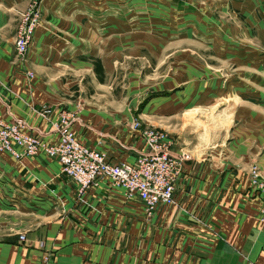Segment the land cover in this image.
Returning a JSON list of instances; mask_svg holds the SVG:
<instances>
[{
	"label": "crops",
	"instance_id": "crops-1",
	"mask_svg": "<svg viewBox=\"0 0 264 264\" xmlns=\"http://www.w3.org/2000/svg\"><path fill=\"white\" fill-rule=\"evenodd\" d=\"M34 1L0 0V116L53 143L52 122L79 110L77 137L114 162L144 151L128 124L138 116L166 128L190 159L176 202L147 216L109 177L79 197L57 160L5 153L0 210L8 199L45 198L48 182L62 208L49 219L39 208L25 229L8 222L0 264H40L47 251L52 264H264V0H41L20 60L17 27ZM132 63L141 77L128 74ZM131 75L137 92L169 89L167 106L129 111Z\"/></svg>",
	"mask_w": 264,
	"mask_h": 264
},
{
	"label": "built area",
	"instance_id": "built-area-1",
	"mask_svg": "<svg viewBox=\"0 0 264 264\" xmlns=\"http://www.w3.org/2000/svg\"><path fill=\"white\" fill-rule=\"evenodd\" d=\"M40 0H35L25 11L17 33L18 56L25 59L36 24L40 21ZM47 108H44L46 111ZM43 114V113H42ZM77 119L75 112H64L52 123L58 134L56 142H47L41 135L30 132L22 122L7 121L0 117V151H6L16 158L37 156L40 153L58 159L63 165V175L77 190L79 197L101 178L109 177L113 184L124 190L129 198H139L146 206L147 216H152L159 207L171 206L176 202L174 192L181 178L189 154H177L169 134L159 128L147 127L141 123L135 127L141 131L145 149L132 162H114L101 150L83 143L73 130ZM264 195V181L256 182ZM260 221L264 223V206ZM54 255L45 252L40 264H52Z\"/></svg>",
	"mask_w": 264,
	"mask_h": 264
},
{
	"label": "rangeland",
	"instance_id": "rangeland-1",
	"mask_svg": "<svg viewBox=\"0 0 264 264\" xmlns=\"http://www.w3.org/2000/svg\"><path fill=\"white\" fill-rule=\"evenodd\" d=\"M40 2H41V0H40ZM39 7H40V14H42V9H41L40 4H39ZM24 13L25 12H23L21 14V20H20V23L18 24V27H17L15 45H16V41H17V33H18L19 28H20V24H21L22 17H23ZM41 18H40V21H38V23L36 24V28L41 24ZM36 28H35V30H36ZM34 33H35V31H34ZM34 33H33L32 39L30 41V44L34 38ZM30 44L28 46V51H29ZM16 51H17V48H16ZM28 51H27V53H28ZM17 56H18V53H17ZM18 58L20 60H26V58L21 59L19 56H18ZM132 64L133 65L128 66V74H130V73L133 74L135 72L136 74H138V76L141 77L143 72L138 71V69L141 70V66L139 64H137V65H134V63H132ZM99 67H100V64L97 63L96 68L99 69ZM130 67L132 68V70H130L131 69ZM135 84H136V80L133 78V75H131V77H128L126 91H127V94L129 95L128 101H127V106H128L129 111L136 113V114L143 112L144 116L148 117L151 114V110H152L151 108H153V106H158L160 104H164L165 106H167L166 103H163V101L165 100V97L170 92L167 91L169 89H166L165 86H157L156 85L155 87H145V88L142 87L141 91L137 92ZM116 91H117V89H116ZM44 108H47L46 111L49 110L47 113H49L51 110L50 106H42L41 108H36V111L39 112L40 114L43 113V115H44V114H46V112L44 111ZM77 111H79V110H76V111L62 110L60 113V116L64 112H75L76 114H78ZM135 122L141 123L140 127L142 128V130L147 128V127H155V128H159V129L167 132L169 134L170 138L174 142V138H173L172 134H170L166 130V128H163V127H160L157 125H153V124H150L148 122L145 123L143 121V119H141L138 116L134 117L130 123L128 122V124L130 126L135 127ZM135 129H137L141 134V131L139 128L135 127ZM142 140H143V138H142ZM143 143H144V141H143ZM5 153L9 154L6 151H0V175L4 173L3 172L5 170L4 165L7 164L8 159L10 158V156H12L11 154H9L10 155L9 156ZM12 157L15 159H23L26 157L28 158V157H34V156H26V157H22V158H16L14 156H12ZM47 158L55 159L58 162H60L56 158H52L49 156H47ZM62 167H63V165H62ZM25 185L27 186V184H25ZM11 189H15V188L11 187ZM46 189H47L46 190L47 195L45 198H28V199L21 198V199H16V200L8 199L11 201L10 204L4 205V207L6 208L5 210H0V231H3L7 227L8 222H9V225L11 226V228H21L22 227L24 229L31 227L32 225L37 224L39 221V217L37 214L39 208L41 210L46 211V213H47L46 218H48V219L51 217V213L55 214L57 211H59L62 208L61 199L58 198V196L56 195L57 193L54 190H52L51 183H49V182L47 183ZM0 201L5 202L6 200H0ZM15 203H17V205L19 204V206L15 205ZM22 204H24V208L21 207ZM28 208L30 209L29 213L26 211V209H28ZM28 215L30 217H28ZM25 223H27V224H25ZM23 225H27L28 227L27 226L25 227Z\"/></svg>",
	"mask_w": 264,
	"mask_h": 264
},
{
	"label": "bare ground",
	"instance_id": "bare-ground-1",
	"mask_svg": "<svg viewBox=\"0 0 264 264\" xmlns=\"http://www.w3.org/2000/svg\"><path fill=\"white\" fill-rule=\"evenodd\" d=\"M262 181H264V180H262ZM262 181H259V182H262ZM90 189V188H89ZM88 189V190H89ZM75 190H76V188H75ZM76 192H77V190H76ZM85 195V194H84ZM263 206H264V204H263ZM263 206H262V208H263ZM262 208H261V213H262ZM260 218H261V215H260Z\"/></svg>",
	"mask_w": 264,
	"mask_h": 264
}]
</instances>
